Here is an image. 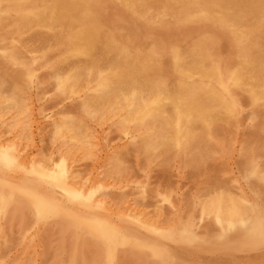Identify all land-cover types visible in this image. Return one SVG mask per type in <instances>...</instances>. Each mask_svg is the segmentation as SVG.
<instances>
[{"label": "rangeland", "instance_id": "1", "mask_svg": "<svg viewBox=\"0 0 264 264\" xmlns=\"http://www.w3.org/2000/svg\"><path fill=\"white\" fill-rule=\"evenodd\" d=\"M13 1L16 2L15 5H14ZM39 1H41V2H39ZM42 1L45 2V4H43ZM172 1H173L174 5H172L170 8L167 9L164 6H162L163 3L161 0H118V1L117 0H91V1L90 0H88V1L87 0H48V1L47 0H29V1L28 0H16V1L15 0H0V30L3 29L2 31H0V73H1L0 83L2 82V84L5 85L6 90L7 91L9 90V92H11L13 90L18 91L17 89H19V92L22 91L21 93L24 95V97H26L25 98L26 103L29 106H31L30 108L28 106V109L30 111H29V113H28L29 115L25 121L27 129L25 128L22 131V129L18 128L19 132H18V130H15L11 134V135H17L18 136V138H17L18 140L17 139L15 140V144L17 142L18 143L20 142V143H19V147H17V149H15V151L20 152L19 154L21 156L20 157L18 156V158L16 160L17 164H15L13 167L8 169L7 173L3 172L4 174L3 173H1L2 175L0 174V178H2V179H0V237L2 238V239L0 238V259H1L0 264H3V263L4 264H14L15 261H16L15 264H17V263L18 264H24V263L25 264H57V260H58V264H73V263L76 264V261H77V264H88V263L91 264V261H93L94 263L97 261V264H98L101 257L97 258V256H99L98 255L99 253H100V256L104 254V247H102L104 243L102 241H100L99 239L97 240V238H94L93 236L87 234V232H84L81 229H79V231H78V228H73L71 223L72 222L74 223L73 220H75V218L80 217V216L86 217L89 219H95V220L99 219V220H103V221L106 220L108 222L111 221L112 223H114L116 225V227H119V226L123 227L124 232L128 236H130L132 238L134 237L133 239H140L141 242L146 243V244L154 245V242L156 240L155 245H157L158 248L162 247L161 249L164 250L167 257H169V259H171L169 262H164L160 259L156 260V259H154L155 257H153L151 255L149 256L148 254L140 252L139 250H136V249L131 250L132 248H130V247H127V248H129V250L126 247H124L125 249L122 247H118L115 251V260H114L113 264H117L119 262H121L119 264H135V263L136 264H144V263H146V264H157V263H159V264H171V263L172 264H198V263L199 264H226V263L227 264H238V263L239 264H249V263L250 264L251 263H253V264H264V236L256 242L257 244H254V245L250 246L249 248H247L246 250L248 252H246V250L243 252H237L236 250L232 252L229 249H225L224 247H221L219 250H223V251L229 250V252H222L219 250L217 252V250L214 251V249H209V247H207V246H209V244H211L213 242V240L215 242L218 241L219 243H223V245H225V246H227L228 243L225 240H223V241L221 240L222 236H221L220 232H217L219 230L215 228L213 220L211 218L209 219V217L202 215L201 212H199L200 209L198 207L200 204L199 202H201L202 199H205L208 195L212 194V190H213V192L224 190V191H228L230 193L233 192V195H241V192H242L241 189H243L244 191H246L248 197H252L253 200H255L254 198H256V200L259 204H261V202H262L260 207H262L263 209L262 208L261 209L264 211V196H262V195H264V187H263L264 183H262L259 180L258 176H256L257 175L256 172L258 170H260L261 168L262 169L264 168V152H263V150H264V144H263L264 143V127H263L264 126L263 125L264 124V121H263V118H264V102L263 101L252 100L251 96L248 94L247 91L243 90L242 88L234 87V85L229 80V82H228L229 83V94L228 93L227 94L224 93V94H225V97L228 101L232 102L234 100V104H235V106H237L236 109L238 112L235 111V113L229 117V119L227 120V124H224L225 127H224V125H220L219 128L218 127L216 128V129H218V130H215V132L217 131L216 133L212 131L210 133L211 135H209V134L204 135V140L205 139L207 140V141L206 140L204 141L205 144L207 145V150H205L206 152H204V155L201 158L199 157L195 161H193L192 163L191 162L189 163L185 159V157H183V155L181 153H179V154L177 153V155H179V157L181 156L179 158L178 156H176V154L175 155L173 154L174 152H166L167 154L164 153V155H157L154 157H147V156L143 157V153L140 150L141 149V147H140L141 142L139 141L140 137L138 136V133H137V131L134 130V128L129 129V128H124L123 126H122L123 127L122 128L121 125H120V127H119V125L117 126L118 123H116L117 122L116 118H111L108 121L102 120V122H101V120L95 119V121H94V119H93V121H94L93 122L92 120H90L92 118L89 116L88 111L84 107V102H83V101H85L84 100V96H85L84 92L82 93L83 97H82V94H80V95H78L79 97H74V99L73 98L71 100L65 99L66 96L64 95V92L62 91L59 83L57 82V78L59 77L60 73L61 74H62V72H63V74L65 72L66 73H70V72L73 73L76 70L75 72L77 74L80 72L79 75L83 78L82 81H85L87 79L85 77L86 75H92V76L96 77V84L93 85V88H95V86H99V87L102 86L103 87L104 85H107V83L113 84L117 79H122V80L128 79L130 77V75L132 74V72L135 71L137 69V66H138V71L143 72L147 76L150 75L153 79L162 80V81H165L167 83H169V82L174 83V82L179 80V75L177 73V68H176V64H175L176 57L182 53L188 52L189 49L193 46L202 47L203 50L205 51V53L208 55L209 62L212 65L219 67L223 76H225L226 78H229L231 71L235 68V66L237 64V63H235V61L238 62V57H237L238 50H236V48H235L232 35L228 31V29L225 26L219 24L217 22V20H214L210 17L193 18V17H186L184 15H178L177 14V7L179 5V1L178 0H172ZM36 4H39L40 7ZM90 4H91V6H90ZM3 6H5V7H3ZM20 7H22V8H20ZM40 8H41V10H40ZM90 8L93 9V12H92V10H90ZM95 8H97L96 11H95ZM105 10L107 13L105 12ZM80 11H82V12H80ZM73 12L74 13L76 12V14H73ZM78 12H79V14H78ZM64 13H65V15H64ZM60 15H62V16H60ZM70 16H72V17H70ZM79 16H81V18ZM32 17H33V19H32ZM41 17H43V18H41ZM75 17H77V18H75ZM79 19H81V20H79ZM89 19H90V21H89ZM28 20H30V21H28ZM113 20L116 21V23H118V21L119 22L121 20L122 21H121V24H119V23L116 24L113 22ZM40 22H41V24H40ZM73 22H74V24H77V25L75 26L73 24ZM86 22H87L88 26H87ZM81 23H82V25H81ZM1 24H2V26H1ZM22 24H23V26H22ZM45 24H46V26H45ZM65 25L69 26V28L66 27ZM113 25L115 28L113 27ZM63 27H64V29H63ZM49 29H51V30H49ZM62 30H64V31H62ZM8 31H9V33H8ZM37 31H41V32H39L40 36L37 33ZM103 31H104V34L105 33L106 34H105V36L103 34V36H102L103 38L101 39V35H102ZM33 32L35 34H33ZM112 32H113V34H112ZM43 34H44V36H43ZM131 34L132 35L134 34V35L132 36ZM106 35H107V37H106ZM27 36H30V37L27 38ZM34 36H35V38L37 36L36 41L34 39ZM54 36H56L57 39ZM212 36H214V37H212ZM48 37L50 40L48 39ZM31 38H32V40H31ZM53 38H55V39H53ZM131 39H132V43H131ZM7 40H8V42H7ZM37 40L39 43L37 42ZM43 40L45 41L46 44L44 43ZM42 41H43V43H42ZM46 41H50V42H48V44H47ZM187 41L188 42L190 41V42L187 43ZM40 42L42 44H40ZM116 42L119 45H117ZM34 44H35V47H34ZM43 44H45V45H43ZM36 45H38V50H37ZM122 45L124 46L123 48L121 47ZM246 45L249 46V49L247 50V54H246L249 58L250 57H257L260 60H262V58H264V26H262L256 32V34L252 35V37L246 42ZM32 47H33V49H32ZM212 47H213V49H211ZM42 48H43V50H42ZM223 48L225 49L224 51H223ZM18 50H20V51L18 52ZM29 50H31V51H29ZM59 52H61V53H59ZM46 54H47V56H46ZM49 57H51L52 60ZM89 57H90V59H89ZM47 60L50 62L48 63ZM72 60L74 61L75 64L73 63ZM164 60H166L167 64L165 63ZM108 61H110V62H108ZM38 62H39V65H37ZM81 62L83 63V65ZM70 63H72L73 68H70V67H72ZM101 63H102V65H101ZM115 63H117V64H115ZM26 64H27V66H26ZM77 64H79L80 66ZM84 64H86V65H84ZM43 65H46V66L44 67ZM59 65H61L62 68H60ZM64 65H66L68 67H66V69H65ZM168 65H169V67H168ZM157 66H158V68H157ZM160 67H161V69H160ZM84 68H85V70H84ZM112 68L114 70H112ZM132 68H133V70H132ZM36 69H38V70H36ZM55 69L57 70L58 73L56 72ZM67 69H68V72H67ZM86 69H88V70H86ZM44 70L48 74L49 73L51 74L53 72L51 74L53 77L50 76V74L48 75L47 73H43ZM82 71H83V73H82ZM33 72H34V74H33ZM35 72H36V74H35ZM38 73H39V75H38ZM41 73H42V75H41ZM153 73H154V75H153ZM31 74H33L34 76ZM53 74H55V75H53ZM43 75L45 78L44 77L42 78ZM156 75H157V77H156ZM164 75H166V76H164ZM54 76H55V79H54ZM174 76H175V78H174ZM32 78H34V79H32ZM5 79L7 82L5 81ZM40 79H42V80H40ZM53 81H55V82L53 83ZM46 82L49 84H47ZM53 84H55L54 85L55 87L53 86ZM46 87H47V89L49 88L48 89L49 91L46 89ZM41 88H43V89H41ZM51 90H52V93H51ZM45 91H46V93H45ZM27 92L29 95L27 94ZM36 95H37V97H36ZM29 96H31V97H29ZM49 96H50V98H49ZM62 99H63L64 104L62 102ZM54 100H56V102ZM57 100L60 101V104H59V101L57 102ZM65 100L66 101L68 100V101L66 102ZM74 100H76V101H74ZM54 102L56 103V106L58 104L59 107H56L54 105L55 104ZM61 103H62L63 107L61 106ZM77 103H79V105H77ZM70 104H71L72 109L69 108ZM245 104H246V106H245ZM32 105L34 108L32 107ZM238 106H239V108H238ZM251 108H252V110H251ZM35 109L36 110L38 109V111H35ZM53 109L57 110L56 114H55V111ZM42 111H44V112L42 113ZM71 111H73V112H71ZM75 111H76V114H75ZM241 112H242V114L238 115ZM40 113L43 115H41ZM59 113H62V114H59ZM63 113H65V114H63ZM243 113L245 115H243ZM31 115H32V117L29 118ZM54 117H55V119H54ZM242 117H243V120H241ZM49 118H51V119H49ZM65 118H75V119L77 118V120L79 121V123L82 126H84V124H85V126L88 129H90V130H88L89 134L91 133L90 138H89L90 139L89 141L91 143L89 142V145H88V148L90 150L88 149V152L81 153V154L78 153V154L74 155L75 157L72 154H69L68 156L64 157L66 160V163H67L69 174H70L69 178L66 181V184L69 186L67 188L68 192L61 191L58 187H56L50 181L45 180V179L42 180L37 175V167L41 166L42 163H43V165H47V166H45L46 169L53 171L56 168V166L59 164L61 159L63 158V157L61 158V156L63 155V152L57 151L59 141H57L58 140L57 137H54V134H53L54 128L53 127H54V124L56 123V122L54 123V121H56V120L60 121V120L65 119ZM48 121L52 124H49ZM258 122H260V125L262 126V128L258 127V126H260V125H258ZM46 123H48V124L46 125ZM112 123H113V125H112ZM9 124H10V120H7L6 127L9 126ZM97 125H99V127ZM111 125H112V127H111ZM114 125H116V126H114ZM108 126H110V127L108 128ZM231 126H232V128H231ZM6 127H5V129H8V127L7 128ZM36 127H37V129H36ZM47 127L49 128L48 131H47ZM90 127H92V128H90ZM255 127L258 128V129L256 128L257 131H255ZM29 128H30V132L28 131ZM223 128H225V129L223 130ZM229 128H230V131L228 132ZM236 128H238V129H236ZM34 129H35V131H34ZM111 129H112V131H111ZM231 129H233V130L231 131ZM38 130H40V131H38ZM24 131H26V133ZM104 131H106V132H104ZM134 131H135V133H134ZM233 131H234V133H233ZM235 131H238V134H236ZM258 131H259V135H258ZM114 132H116V133H114ZM220 132L222 133V135H224V134L225 135L222 137ZM223 132H224V134H223ZM260 132H262V133H260ZM33 133H35V134H33ZM40 133H41V136H40ZM48 133H50V134L48 135ZM245 133H246V135H245ZM97 134L99 135V137L97 136ZM218 134H220V136H218ZM11 135H9V137H11ZM21 135H22V137H21ZM112 136H114V137H112ZM254 136H255V138H254ZM220 137L222 138L221 140H220ZM226 137H228V138H226ZM40 138H42L43 140ZM232 138L234 140L237 139V141L234 142V140ZM2 139H1V141H2ZM38 139L40 141L42 140L43 142L42 141L40 142ZM52 139L54 140V143H52L53 142ZM93 140L95 141V143ZM132 140H134V142ZM249 140L254 141V144L252 142H250ZM259 140H261V141H259ZM112 141H113V143H112ZM92 142L94 144H92ZM100 142H102V143H100ZM207 142H209V144H207ZM223 142L225 143V145H223L224 144ZM243 142H244V144H243ZM256 142H257V144H256ZM38 143L41 144L42 148L40 147V145H37ZM51 143L53 144V146ZM109 143H110V145H109ZM121 143H122V145H121ZM212 143H214V144H212ZM226 143L228 144V146ZM245 143H246V145H245ZM258 143H260L261 145ZM242 144L244 145V147ZM90 145H93L94 149ZM248 145H251L249 150H248V147H249ZM257 145H260V147ZM125 146L128 147V149ZM261 146H263V148ZM20 147H22V148H20ZM55 147H57V148H55ZM123 147H125L126 149ZM138 147H140V149ZM245 147L247 150H245ZM45 149L46 150L50 149V150L46 151ZM111 149H113L116 152H114ZM22 150H24V151H22ZM218 150L222 153H219ZM226 150L228 151V153ZM119 151H121V153ZM214 151H216L217 153ZM236 151H237V153H236ZM246 151H248V152H246ZM57 152H58V154H57ZM132 152H134V153H132ZM39 153H40L41 157L40 156L38 157ZM115 153H118L117 154L118 156ZM122 153H125V154H122ZM15 154H18V153H15ZM93 154L95 157L93 156ZM207 154L209 156H207ZM26 155L30 156L29 157L30 162L29 161L23 162L24 157ZM138 155H140V156H138ZM246 155H247V157H245ZM33 156H35V157H33ZM110 156H111V158H110ZM206 156L208 157V159L204 160L205 158H207ZM235 156H237V158ZM260 156H261V158H260ZM85 157L86 158L89 157L88 159H86L88 162H86ZM90 157H91V159H90ZM120 157H122L123 160L120 159ZM166 157L167 158L170 157L169 161H167ZM115 158L119 159L120 161L116 162L117 159H115ZM130 158H131V160H130ZM162 158L164 159V161L162 160ZM110 159L113 160L112 163L111 162L109 163V161H111ZM132 159H133V161H132ZM136 159H138V160H136ZM159 159H160V161H163V162L157 161ZM200 159H202V160H200ZM37 160L39 161V163ZM40 160H42V162H40ZM207 160L208 161L210 160V161L208 162ZM249 160H251V161L249 162ZM253 160H255L256 162H254ZM18 161H22L24 163V165L22 164V162H18ZM33 161H35V162H33ZM129 161H130V163H127ZM183 161L184 162L186 161L187 163L186 162L185 163L187 165L185 163H183ZM202 161H203V163H202ZM236 161H237V163H236ZM106 162H107V164H106ZM122 162H123V164H122ZM172 162H174V163H173V168L171 169ZM241 162H243V164ZM100 163H103L104 165H101ZM113 163H115V164H113ZM153 163H154V165H153ZM168 163H170V164H168ZM177 163L179 165H177ZM200 163L203 165H201ZM256 163H258V164H256ZM261 163H263V164H261ZM84 164H86V165H84ZM108 164H110V165L113 164V165L110 166ZM155 164H156L158 170L155 169L156 168ZM159 164L160 165L163 164L164 166L167 165V167L163 168V166H159ZM183 164L185 166H183ZM259 164L261 165V168H259V166H260ZM87 165H89V167H87ZM120 165L122 167L126 166V168L125 167L122 168ZM139 165H141V168L138 167L139 168L138 169L137 166H139ZM151 165H153V166H151ZM180 165H181L182 169H181V167H177ZM257 165H258V167H256ZM97 166H99V167H97ZM142 166H144L145 168ZM168 166H170V167H168ZM174 166L176 167L177 170L174 169ZM187 166L188 167L190 166V167L188 168ZM207 166H208V168H207ZM134 167H136L135 168L136 170L134 169ZM147 167H150L151 169L150 168L148 169ZM152 167L154 169H152ZM12 168H13V170H12ZM98 168H100V169L97 170ZM107 168H108V170H107ZM166 168H168V170ZM83 169H85V170L87 169V170L85 171ZM94 169H96V171ZM112 169H114V171ZM145 169H146V171H145ZM179 169H181L182 171ZM103 170H104V172H103ZM131 170H133V172ZM140 170H142V171H140ZM241 170H242V173H240ZM75 171H77V172H75ZM81 171H83V172H81ZM111 171L113 172V177H112L113 180H112V178H110L112 176ZM149 171H152V172H149ZM170 171H172V172L174 171V172L172 173ZM195 171H196V173H193V174H196V176L192 174V172H195ZM200 171H201V173H200ZM260 171L264 173V170H260ZM80 172L82 175L80 174ZM105 172L108 174H106ZM120 172L122 173L121 177H119L121 175ZM144 172H145V174H144ZM180 172H182V173H180ZM224 172L227 173L228 176H227V174H224ZM129 173L133 174L134 176L129 175ZM178 173H179V175H178ZM238 173L241 174V176ZM20 174H22V175H20ZM77 174H78V176H77ZM103 174H105V175H103ZM139 174H140V176H139ZM146 174H147V177H145ZM84 175H85V177H84ZM116 175L118 176V178ZM172 175H174V178L172 177ZM199 175H200V177H199ZM224 175H226V176H224ZM123 176H125V177L123 178ZM178 176H181V177H179V179H178ZM210 176H211V178H210ZM102 177L103 178L106 177V178L103 179ZM227 177H229L230 179ZM121 178H123V179H121ZM171 178H172V180H171ZM203 178H204V180H203ZM250 178H252V179H250ZM108 179H110V180H108ZM135 179H137V180L135 181ZM180 179L182 181H180ZM196 179H198L199 181H197ZM231 179H234V180L232 181ZM175 180H176V182H174ZM195 180L197 181V184H196ZM206 180H209V182ZM241 180H243V181H241ZM19 181H20V184H19ZM82 181H83V183H82ZM201 181H203L204 183ZM40 182L42 184H40ZM229 182H231V183H229ZM234 182H237V183H235L236 185L234 184ZM246 182H248V183L245 184ZM253 182L256 184H254ZM129 183H131V184H129ZM149 183L151 186L149 185ZM202 183H203V185H202ZM223 183H224V185L222 186ZM252 183H253V185H252ZM87 184H89V185H87ZM125 184H127V185H125ZM185 184H186V186H185ZM193 184H195V185H193ZM198 184H200V185H198ZM26 185H29V186H26ZM138 185H139V187H138ZM171 185H172V187H171ZM180 185L182 188L179 187ZM204 185H205V187H204ZM217 185H219V187ZM242 185H243V187H242ZM216 186L218 188H216ZM252 186H253V188H251ZM45 187L50 188V190L45 188ZM183 187H184V190H183ZM223 187H225V188L223 189ZM233 187H234V189H233ZM35 188H37V189H35ZM177 188H178V190H177ZM84 189H85V191H84ZM97 189H98V191H97ZM104 189H106V190H104ZM173 189H176V190H173ZM228 189H230L231 191ZM195 190H196V192H193ZM57 191H59V192L57 193ZM82 191H83V193H89L88 195L91 196L90 207L88 209L85 208L86 211H84V207L82 205H80V203H79V199H81V195H83ZM125 191H126V194H125ZM133 191H136V192H133ZM146 191H148V192H146ZM156 191L160 195H158V193ZM162 191H164V192L162 193ZM174 191H176V192H174ZM41 192H43L42 194H45L47 196H51L52 198H50V201L53 202L54 204L58 205V207L62 210V211L60 210L61 213L64 212L65 214L63 213L62 216H58L59 219L53 213H49L51 215L45 214V216L48 218H46L44 215L43 216L40 215L35 210V208L30 204V198L27 197L26 195H27V193L28 194L29 193L35 194V193H41ZM169 192H170V194H168ZM200 192H201V196L199 195ZM252 192H254V193H252ZM127 193L131 194V195L133 194L134 196L128 195ZM151 193H152V195H151ZM177 193H178V195H177ZM180 193H182V194H180ZM187 193H189L188 195H191V196H188ZM22 194L23 195L25 194V195L23 196ZM101 194H103V195H101ZM120 194H122L121 195L122 197L119 196ZM142 194H145V196L143 195L144 196L143 197ZM165 194H167V195H165ZM184 194H186V195H184ZM255 194L259 195V197L256 196ZM135 195L137 196V198ZM163 195H165V196H163ZM171 195H174V196H171ZM118 196H119V198H118ZM125 196H129V197L127 198ZM157 196H158V199H156ZM160 196L163 198H161ZM97 197H99L101 200L98 199ZM134 197H135V199H133ZM172 197H173L175 203L177 201V203H176V205L178 204L177 206L174 205L175 203L173 201H171ZM193 197H195V198H193ZM261 197H263V198L261 199ZM122 198H125V200ZM188 198L191 200L190 202H192V203L196 202L198 205L195 203V204H193V207H195V206L196 207L190 208V205L192 207V204L188 201L189 200ZM110 199H112V200H110ZM120 199H121V201H120L121 203L119 202ZM193 199H197V200H193ZM199 199H200V201H199ZM258 199H260V200H258ZM94 200H95V202H94ZM107 200H109V201H107ZM129 200H131V201H129ZM111 201H112L113 206L110 203ZM133 201H134V203H133ZM167 201H168V203H167ZM69 202H71V203H69ZM106 202H107V204H104ZM108 202H109V205H108ZM118 202L120 205L118 204ZM127 202H129V203H127ZM135 202H137L136 203L137 205L135 204ZM153 202H154V204H153ZM72 203H73V205H72ZM130 203H132L134 206L132 204L130 206ZM179 203H180L181 207L179 206ZM124 204H125V206H124ZM126 204H127V207H126ZM142 204L144 205L143 207L141 206ZM158 204H159V206H158ZM183 204H184V206H183ZM150 205H152V206H150ZM162 205H163V207H162ZM70 206H72V207H70ZM75 206H76V208H75ZM96 206H97V209H96ZM128 206H129V208H128ZM170 206H172V207H170ZM79 207L80 208L82 207L81 208L82 210ZM131 207L132 208L136 207V208L132 209ZM160 207H162L161 208L162 210L160 209ZM72 208L74 211L72 210ZM169 208H172V209H169ZM173 208L174 209L177 208L178 210L177 209L174 210ZM76 209L79 211H77ZM123 209H126L127 211L123 210ZM144 209H146L145 212H144ZM197 209H199V210H197ZM137 210L138 211L140 210V211L138 212ZM69 211H71L72 213ZM132 211H134V212H132ZM180 211H181V213H180ZM193 211H195L197 213H195ZM92 212L95 214V216ZM157 212H159V213H157ZM124 213H125V216H124ZM131 213H133V214H131ZM188 213H189V215H188ZM193 213H195V215H191ZM199 213L201 216L199 215ZM9 214H10V216H9ZM66 214L69 216H67ZM71 214H73V215H71ZM104 214H107V215L104 216ZM128 214H130V215L128 216ZM181 214L183 216H181ZM74 215H75V217H74ZM147 215H148V217H147ZM162 215L165 216L164 219H163ZM185 215H186V217H185ZM131 216H133V217H131ZM190 216L192 218H196V220L192 219ZM153 217H155V219H153ZM168 217H171V218H168ZM61 218H63V219H61ZM147 218H149V219H147ZM204 218H206V220ZM32 219H33V221H31ZM68 219H72V220H69L67 222L69 224L66 223V221ZM107 219H109V220H107ZM139 219H141V220H139ZM146 219H147L148 223H147ZM187 219H189L192 223H190V222L188 223L189 220H187ZM208 219L210 222L207 221ZM144 220H145L146 224H144ZM181 220L183 223L181 222ZM195 221H197V222L199 221L198 224ZM30 222H31V224H30ZM154 222H155V224H154ZM171 222L172 223L174 222V224L175 223L176 224L174 225ZM178 222H179V224H178ZM4 223H6V225H4ZM43 223H44V225H43ZM184 223H185V225H187L186 223H188V225L183 226ZM210 223H212V225L214 227H212V225ZM12 224H13V226H12ZM64 224H65V227H67V228H65L66 230L68 229V226H69V229H68L69 232L67 231V234H66V230H64ZM143 224L145 227L143 226ZM170 224H171V226H169ZM193 224H195V225H193ZM201 224L205 225V227L202 226L204 229H202ZM207 224H210V225H207ZM159 225H160V227H159L160 229L158 228ZM177 225H179V226H177ZM190 225H192V226H190ZM198 225H199V227H198ZM23 226H25V227H23ZM39 226H40V228H39ZM41 226H43V227H41ZM140 226H142L141 228H144V229L139 228ZM181 226L183 228H181ZM17 227H19V228H17ZM163 227H165V228H163ZM169 227L172 229H170ZM176 227L178 229H180V231L178 229H177L178 230L177 231ZM187 227H189V228H187ZM191 227H193V229ZM45 228L47 230H45ZM128 228L130 229V231ZM161 228L163 231L161 230ZM166 228H167V230L165 232ZM59 229H60V231H59ZM185 229L189 231L188 233L190 236L192 234L193 237H191V238L195 239V241L198 242V247L195 246L197 244L193 245V243H195V242H193L191 245L190 244L187 245V243H183V240H184L183 231H185ZM80 230H81V233H79ZM131 230H132V232H131ZM134 230H135V232H134ZM64 231H65V234H63ZM174 231H176V232H174ZM193 231H195L196 233ZM133 232H134L135 236L133 235ZM146 232H149V233H146ZM177 232H178V234H177ZM190 232H191V234H190ZM4 233H5V235H4ZM85 233H86V237L84 235ZM157 233H161V235H158ZM206 233H207V235H206ZM12 234H13V238H11ZM129 234H131V235H129ZM181 234H182V236H181ZM215 234H217V235H215ZM33 235H35V236L38 235V236L35 238V236H33ZM138 235H140V236H138ZM153 235H154V237H153ZM196 235L198 236V238ZM202 235L204 236V238ZM208 235H210V238ZM63 237L65 238V240L67 237L68 238L66 241H64ZM182 237H183V239L181 240ZM206 237H208L207 238L208 242H206L207 241ZM37 238H38V240H37ZM161 238H163L165 244L163 242H161V241H163ZM173 238L178 243L176 241H174ZM6 239H7V241L5 243ZM8 239H10V240H8ZM35 239L37 240V242ZM148 239H149V242H147ZM203 239H204V241L202 242ZM24 240H25V242H24ZM73 240L75 241V243L77 241H80L79 242L80 244L77 242L76 243L77 245H74L75 243ZM82 241L84 243H86V245ZM179 241H180V243H179ZM7 242H8V244H7ZM13 242L16 245H14ZM157 242H158V244H157ZM201 243H204V246H202L203 244H201ZM205 243H207V246H205L206 245ZM2 244H3V246H2ZM22 244H23V246H22ZM39 244H40V246H39ZM62 244H63V247H62ZM64 244L66 245V247ZM18 245H19V247H17ZM82 245L85 248L82 249ZM162 245L165 246L166 248L165 247L163 248ZM169 245L170 246L172 245L171 246L172 248ZM179 245L181 247H178ZM88 246L90 249L88 248ZM173 246H175L176 249ZM200 246H202V247H200ZM61 247L63 248V250L61 249ZM78 247H81V250ZM99 247H101V248H99ZM182 247H183V249H182ZM199 247L202 248V253H201ZM205 247H207V248H205ZM9 248H12V249H9ZM18 248H21L22 252L19 253V251H21V250ZM2 249H3V251L1 252ZM13 249L15 252H13ZM74 249H75V251H74ZM87 249H88V251H87ZM251 249H254V250H251ZM82 250H84L83 252L85 254L83 253V255L81 257V251ZM118 250L120 252L123 251V254L121 252V253H118V255H117V252H119ZM125 250L127 252H131V253H127V252L124 253ZM16 251H18V252H16ZM29 251H31V253ZM171 251H172V253H171ZM186 251L189 253H187ZM74 252H76V253H74ZM214 252L216 255L214 254ZM79 253H80V255H75V254H79ZM94 253L95 254L97 253L96 254L97 256ZM180 253H181V255H180ZM203 253H205V254H203ZM210 253H212V254H210ZM253 253L255 255H253ZM30 254H35V256L34 255L30 256ZM62 254H64V256ZM65 254H67V255H65ZM71 254H72V256H71ZM138 254H140V255H138ZM213 254H214V256H212ZM231 254H232V256H231ZM12 255H14V256H12ZM74 255H75V257H74ZM92 255L95 258H93ZM136 255H137V257H136ZM147 255L150 259L152 257H153V259L150 260L147 257ZM193 255H195V256H193ZM218 255L220 257H218ZM225 255H228L229 257H227ZM10 256H12V257H10ZM29 256H30V260H29ZM178 256L179 257L181 256L180 257L181 260L179 259ZM32 257H34V258L31 259ZM83 257L87 262L84 259H82ZM184 257H186V258L184 259ZM231 257H233V258L231 259ZM257 257H258V259H256ZM2 258H4V259H2ZM117 258L119 259V262H118ZM145 258H147V259H145ZM27 259H28V261H27ZM132 259H133V261H131ZM195 259H196V261H195ZM201 259L203 260V262ZM31 260H33L32 263L30 262ZM148 260H149V262H148ZM173 260H175V261H173ZM184 260H186L188 262H186ZM199 260H200V262H199ZM208 260L210 263L208 262ZM210 260L213 262L211 263ZM253 260H255L256 262ZM124 261H126V262H124ZM129 261H131V262L129 263ZM82 262H85V263H82ZM193 262H195V263H193Z\"/></svg>", "mask_w": 264, "mask_h": 264}, {"label": "bare ground", "instance_id": "2", "mask_svg": "<svg viewBox=\"0 0 264 264\" xmlns=\"http://www.w3.org/2000/svg\"><path fill=\"white\" fill-rule=\"evenodd\" d=\"M16 1V0H15ZM29 1V0H28ZM48 1V0H47ZM88 1V0H87ZM91 1V0H90ZM118 1V0H117ZM162 1V6H164L165 8H170L172 5H174L173 1L172 0H161ZM179 1V5L177 7V14L178 15H184L186 17H193V18H198V17H210L214 20H217V22L223 26H225L228 31L230 32V34L232 35V38H233V42H234V45H235V48L236 50H238L237 52V57H238V62L235 61L236 66L235 68L231 71V74H230V79L229 78H226L225 76H223V74L221 73V70L219 67L217 66H214L212 65L209 60H208V55L205 53V51L203 50L202 47L200 46H193L189 49L188 52L186 53H182L180 55H178L176 57V60H175V64H176V68H177V73L179 75V80L174 82V83H167L165 81H162V80H158V79H153L150 75H145L143 72H140L138 71V66H137V71H133L132 74L130 75V77L126 80H122V79H117L113 84H109L107 83V85H104L103 87H99V86H95V88H93V85L96 84V77L95 76H92V75H86L85 77L87 78L85 81H82L83 78L79 75V73L77 74L75 71L72 73H64L62 72V74L60 73L59 77L57 78V82L59 83L62 91L64 92V95L66 96L65 99H68V100H71L72 98L74 99V97H79L78 95L82 94L84 92V107L86 108V110L88 111V114L89 116L92 118L90 120L95 121L96 120H110L111 118H116L117 119V126L121 125V127L123 126L124 128H134L135 131H137L138 133V136L140 137V142H141V149L140 147H138L141 152L143 153V157L144 156H147V157H154V156H157V155H164V153L166 152H174L173 154L176 156L179 157V155H177V153H181L183 155V157H185V159L190 163H192L193 161H195L197 158H201L203 155H204V152H206L205 150H207V145L205 144V140H204V135L206 134H209L211 135L210 133L213 131L215 132V130H218L216 129L217 127L219 128L220 125H224V124H227V120L229 119V117L231 115H233L237 111L235 104H234V100L232 102L228 101L225 97V94H229V80L231 81V83L234 85V87L236 88H242L243 90L247 91L248 94L251 96V99L254 100V101H263L264 102V58H262V60H260L259 58L257 57H248L246 54H247V50L249 49V46L246 45V42L252 37L253 34H256V32L262 27L264 26V0H178ZM9 2V1H8ZM14 2V1H13ZM41 2V1H39ZM16 2H14V5H15ZM31 3V2H30ZM43 4H45V2L42 1ZM83 3V2H82ZM99 4V3H98ZM3 5V4H2ZM39 6V4H36ZM89 5V4H88ZM96 5V4H95ZM10 6V5H9ZM8 6V7H9ZM91 6V4H90ZM89 6V7H90ZM5 7V6H3ZM17 7V6H16ZM40 7V6H39ZM88 7V8H89ZM95 7V6H94ZM10 8V7H9ZM22 8V7H20ZM134 8V7H133ZM14 9V8H13ZM32 9V8H31ZM35 9V8H34ZM43 9V8H42ZM97 8H95V11H96ZM21 10V9H20ZM41 10V8H40ZM90 10H92L93 12V9L90 8ZM100 10V9H99ZM18 11V10H17ZM31 11V10H30ZM154 11V10H153ZM82 12V11H80ZM106 12V10H105ZM98 13V12H97ZM107 13V12H106ZM114 13V12H113ZM27 14V13H26ZM73 14H76V12ZM79 14V12H78ZM81 14V13H80ZM33 15V14H32ZM63 15V14H62ZM60 15V16H62ZM65 15V13H64ZM115 15V14H114ZM96 16V15H95ZM99 16V15H98ZM97 16V17H98ZM118 16V15H117ZM59 17V16H58ZM72 17V16H70ZM81 18V16H79ZM111 17V16H110ZM7 18V17H6ZM43 18V17H41ZM77 18V17H75ZM153 18V17H152ZM33 19V17H32ZM67 19V18H66ZM100 19V18H99ZM113 19V18H112ZM116 19V18H115ZM129 19V18H128ZM133 19V18H132ZM149 19V18H148ZM31 20V19H30ZM28 20V21H30ZM45 20V19H44ZM72 20V19H71ZM77 20V19H76ZM81 20V19H79ZM88 20V19H87ZM32 21V20H31ZM69 21V20H68ZM90 21V19H89ZM94 21V20H93ZM103 21V20H102ZM122 21V20H121ZM121 21L118 23L121 24ZM139 21V20H138ZM47 22V21H46ZM67 22V21H66ZM114 23H116V21L113 20ZM71 23V22H70ZM85 23V22H84ZM116 23V24H118ZM131 23V22H130ZM5 24V23H4ZM10 24V23H9ZM25 24V23H24ZM41 24V22H40ZM47 24V23H46ZM45 24V26H46ZM56 24V23H55ZM66 24V23H65ZM74 24V22H73ZM87 24V22H86ZM34 25V24H33ZM75 26L77 24H74ZM82 25V23H81ZM2 26V24H1ZM19 26V25H18ZM23 26V24H22ZM50 26V25H49ZM66 26V25H65ZM71 26V25H70ZM74 26V27H75ZM88 26V24H87ZM101 26V25H100ZM140 26V25H139ZM4 27V26H3ZM44 27V26H43ZM58 27V26H57ZM56 27V28H57ZM69 28V26H66ZM73 27V28H74ZM103 27V26H102ZM101 27V28H102ZM114 27V25H113ZM42 28V27H41ZM48 28V27H47ZM115 28V27H114ZM119 28V27H118ZM40 29V28H39ZM61 29V28H60ZM64 29V27H63ZM72 29V28H71ZM3 30V29H2ZM0 30V31H2ZM43 30V29H42ZM41 30V31H42ZM48 30V29H47ZM51 30V29H49ZM57 30V29H56ZM13 31V30H12ZM41 31H37V33L39 34L40 36V33ZM64 31V30H62ZM121 31V30H120ZM49 32V31H48ZM51 32V31H50ZM9 33V31H8ZM47 33V32H46ZM60 33V32H59ZM160 33V32H159ZM162 33V32H161ZM32 34V33H31ZM30 34V35H31ZM33 34H35L33 32ZM51 34V33H50ZM54 34V33H53ZM104 34V31L101 35V39L103 38ZM106 34V33H105ZM104 34V36H105ZM113 34V32H112ZM42 35V34H41ZM100 35V34H99ZM132 35V34H131ZM134 35V34H133ZM132 35V36H133ZM44 36V34H43ZM115 36V35H114ZM30 36H27V38H29ZM32 37V36H31ZM56 39L57 37L54 36ZM64 37V36H63ZM107 37V35H106ZM164 37V36H163ZM162 37V38H163ZM214 37V36H212ZM11 38V37H10ZM25 38V37H24ZM37 38V36H36ZM36 38L34 36V39L36 41ZM46 38V37H45ZM53 38V39H55ZM105 38V37H104ZM168 38V37H167ZM41 39V38H40ZM49 39V37H48ZM62 39V38H61ZM129 39V38H128ZM165 39V38H164ZM6 40V39H5ZM30 40V39H29ZM28 40V41H29ZM32 40V38H31ZM50 40V39H49ZM104 40V39H103ZM138 40V39H137ZM24 41V40H23ZM44 41V40H43ZM42 41V43H43ZM57 41V40H56ZM214 41V40H213ZM8 42V40H7ZM27 42V41H26ZM38 42V40H37ZM47 44L48 42L50 41H46ZM130 42V41H129ZM190 42V41H189ZM187 41V43H189ZM18 43V42H17ZM32 43V42H31ZM39 43V42H38ZM40 42V44H42ZM45 43V41H44ZM62 43V42H61ZM117 43V42H116ZM131 43H132V39H131ZM16 44V43H15ZM24 44V43H23ZM28 44V43H27ZM36 44V43H35ZM35 44H34V47H35ZM46 44V43H45ZM43 44V45H45ZM103 44V43H102ZM148 44V43H147ZM156 44V43H155ZM154 44V45H155ZM224 44V43H223ZM8 45V44H7ZM33 45V44H32ZM117 45H119L117 43ZM29 46V45H28ZM37 46V50H38V45ZM41 46V45H40ZM116 46V45H115ZM131 46V45H130ZM184 46V45H183ZM182 46V47H183ZM225 46V45H224ZM18 47V46H17ZM31 47V46H30ZM108 47V46H107ZM122 48L124 47L123 45L121 46ZM160 47V46H159ZM105 48V47H104ZM103 48V49H104ZM228 48V47H227ZM33 49V47H32ZM49 49V48H48ZM68 49V48H67ZM213 49V47L211 48ZM35 50V49H34ZM36 50V51H37ZM43 50V48H42ZM41 50V51H42ZM55 50V49H54ZM225 49L223 48V51ZM20 50H18L19 52ZM31 51V50H29ZM46 51V50H45ZM227 51V50H226ZM35 52V51H34ZM40 52V51H39ZM128 52V51H127ZM25 53V52H24ZM27 53V52H26ZM51 53V52H50ZM61 53V52H59ZM21 54V53H20ZM23 54V53H22ZM100 54V53H99ZM217 54V53H216ZM49 55V54H48ZM53 55V54H52ZM56 55V54H55ZM63 55V54H62ZM221 55V54H220ZM47 56V54H46ZM58 56V55H57ZM223 56V55H222ZM17 57V56H16ZM52 57V56H51ZM51 57H49L51 59ZM55 57V56H54ZM93 57V56H92ZM218 57V56H217ZM23 58V57H22ZM28 58V57H27ZM48 58V57H47ZM114 58V57H113ZM90 59V57H89ZM96 59V58H95ZM234 59V58H233ZM26 60V59H25ZM52 60V59H51ZM84 60V59H83ZM112 60V59H111ZM219 60V59H218ZM44 61V60H43ZM48 61V60H47ZM73 61V60H72ZM95 61V60H94ZM93 61V62H94ZM165 63H166V60H164ZM163 61V62H164ZM45 62V61H44ZM50 61H48L49 63ZM71 62V61H70ZM96 62V61H95ZM110 62V61H108ZM155 62V61H154ZM47 63V62H46ZM74 63V61H73ZM78 63V62H77ZM82 63V62H81ZM89 63V62H88ZM119 63V62H118ZM162 63V62H161ZM231 63V62H230ZM41 64V63H40ZM45 64V63H44ZM52 64V63H51ZM71 66H72V63H70ZM75 64V63H74ZM92 64V63H91ZM99 64V63H98ZM117 64V63H115ZM144 64V63H143ZM167 64V63H166ZM170 64V63H169ZM32 65V64H31ZM39 65V62L38 64ZM79 65V64H77ZM83 65V63H82ZM86 65V64H84ZM90 65V64H89ZM88 65V66H89ZM102 65V63H101ZM106 65V64H105ZM165 65V64H164ZM163 65V66H164ZM221 65V64H220ZM27 66V64H26ZM44 67L46 65H43ZM76 66V65H75ZM80 66V65H79ZM135 66V65H134ZM48 67V66H47ZM50 67V66H49ZM60 68L61 65H59ZM65 69L66 65H64ZM63 67V68H64ZM78 67V66H77ZM87 67V66H86ZM169 67V65H168ZM29 68V67H28ZM35 68V67H34ZM70 68H73L70 67ZM98 68V67H97ZM158 68V66H157ZM64 69V70H65ZM77 69V68H76ZM161 69V67H160ZM168 69V68H167ZM32 70V69H31ZM38 70V69H36ZM56 70V69H55ZM82 70V69H81ZM85 70V68H84ZM88 70V69H86ZM112 70H114L112 68ZM133 70V68H132ZM54 71V70H53ZM130 71V70H129ZM170 71V70H169ZM57 72V70H56ZM67 72H68V69H67ZM104 72V71H103ZM43 73H47L45 72V70L43 71ZM53 73V72H52ZM51 73V74H52ZM58 73V72H57ZM83 73V71H82ZM34 74V72H33ZM31 74V75H33ZM36 74V72H35ZM48 74V73H47ZM50 74V73H49ZM48 74V75H49ZM50 74V76H52ZM86 74V73H85ZM95 74V73H94ZM147 74V73H146ZM166 74V73H165ZM173 74V73H172ZM1 75V73H0ZM39 75V73H38ZM42 75V73H41ZM55 75V74H53ZM154 75V73H153ZM162 75V74H161ZM34 76V75H33ZM36 76V75H35ZM166 76V75H164ZM32 77V76H31ZM39 77V76H38ZM44 77V75L42 76V78ZM53 77V76H52ZM84 77V76H83ZM84 77V78H85ZM157 77V75H156ZM155 77V78H156ZM2 78V77H1ZM6 78V77H5ZM45 78V77H44ZM162 78V77H161ZM175 78V76H174ZM34 79V78H32ZM53 79V78H52ZM54 79H55V76H54ZM166 79V78H165ZM164 79V80H165ZM42 80V79H40ZM39 80V81H40ZM6 81V79H5ZM7 82V81H6ZM9 82V81H8ZM35 82V81H34ZM33 82V83H34ZM55 81H53L54 83ZM10 83V82H9ZM14 83V82H13ZM32 83V84H33ZM47 83V82H46ZM45 83V84H46ZM11 84V83H10ZM9 84V85H10ZM39 84V83H38ZM41 84V83H40ZM49 84V83H47ZM34 85V84H33ZM55 84H53L54 86ZM14 86V85H13ZM47 86V85H46ZM52 86V87H53ZM92 86V87H91ZM15 87V86H14ZM55 87V86H54ZM91 87V88H90ZM13 88V87H12ZM33 88V87H32ZM15 89V88H14ZM43 89V88H41ZM47 89V87H46ZM49 89V88H48ZM47 89V90H48ZM54 89V88H53ZM57 89V88H56ZM18 91L16 90H13L11 92H9V90L7 91L6 88H5V85L2 84V82L0 83V174L1 173H7L8 169H10L11 167H13L16 163V160L18 158V156L20 157L21 155L19 154L20 152L18 151H15V149H17V147H19V143L17 142L15 144V140L18 138L17 135H11L13 133V131L15 130H18V128L22 129V131L26 128V124H25V121H26V118L28 117V113H29V109H28V104L26 103V97H24V95L21 93L22 91L19 92V89H17ZM42 91V90H41ZM49 91V90H48ZM47 91V92H48ZM86 91V92H85ZM40 92V91H39ZM24 93V92H23ZM46 93V91H45ZM51 93H52V90H51ZM225 93V94H224ZM28 94V92H27ZM29 95V94H28ZM38 95V94H37ZM36 95V97H37ZM58 96V95H57ZM231 96V95H230ZM31 97V96H29ZM59 97V96H58ZM82 97H83V94H82ZM50 98V96H49ZM233 98V97H232ZM55 99V98H54ZM83 99V98H82ZM67 100V101H68ZM33 101V100H32ZM31 101V102H32ZM56 102V100H54ZM59 100H57L58 102ZM66 101V100H65ZM66 101V102H67ZM76 101V100H74ZM80 101V100H79ZM37 102V101H36ZM54 102V103H55ZM62 102H63V99H62ZM82 102V101H81ZM80 102V103H81ZM45 103V102H44ZM49 103V102H48ZM59 104H60V101H59ZM64 104V102H63ZM56 106V103L54 104ZM69 105V104H68ZM77 105H79V103H77ZM40 106V105H39ZM61 106L63 107L62 103H61ZM246 106V104H245ZM254 106V105H253ZM31 106H29L30 108ZM33 107V105H32ZM46 107V106H45ZM56 107H59L58 104ZM69 107V106H68ZM73 107V106H72ZM75 107V106H74ZM34 108V107H33ZM53 108V107H52ZM71 108V104H70V107ZM81 108V107H80ZM239 108V106H238ZM59 109V108H58ZM63 109V108H62ZM72 109V108H71ZM34 110V109H33ZM54 110V109H53ZM60 110V109H59ZM64 110V109H63ZM252 110V108H251ZM35 111H38V109ZM41 111V110H40ZM45 111V110H44ZM42 111V113L44 112ZM55 111V114H56V111L57 110H54ZM62 111V110H61ZM60 112V111H59ZM65 112V111H64ZM73 112V111H71ZM79 112V111H78ZM39 113V112H38ZM260 113V112H259ZM41 114V113H40ZM59 114H62V113H59ZM65 114V113H63ZM67 114V113H66ZM74 114V113H73ZM75 114H76V111H75ZM74 114V115H75ZM242 112L238 115H241ZM43 115V114H41ZM243 115H245L243 113ZM40 116V115H39ZM38 116V117H39ZM47 116V115H46ZM56 116V115H55ZM32 115L29 117L31 118ZM58 117V116H57ZM245 117V116H244ZM79 118V117H78ZM256 118V117H255ZM34 119V118H33ZM51 119V118H49ZM55 119V117H54ZM60 119V118H59ZM254 119V118H253ZM7 120H10V124L8 127V129H5L6 127V123H7ZM239 120V119H238ZM243 120V117L242 119ZM257 120V119H256ZM262 120V119H261ZM30 121V120H29ZM34 121V120H33ZM39 121V120H38ZM54 121V120H53ZM93 121V122H94ZM231 121V120H230ZM254 121V120H253ZM252 121V122H253ZM258 121V120H257ZM263 121H264V118H263ZM47 122V121H46ZM49 122V121H48ZM56 122V123H55ZM91 122V121H90ZM239 122V121H238ZM244 122V121H243ZM246 122V121H245ZM36 123V122H35ZM54 130H53V134H54V137H57L59 141V145H58V152H63V155L61 156V161L59 162V164L56 166V168L53 170V171H50L48 169L45 168V166L47 165H42L41 166H38L37 167V175L40 179H45V180H48L50 181L52 184H54L56 187H58L61 191H64V192H68L67 188L69 187L67 184H66V181L67 179L69 178L70 174H69V170H68V167H67V163H66V160H65V156H68L69 154H72L73 156L78 154V153H85V152H88V145H89V138H90V135L91 133L89 134L88 129L85 124L84 126H82L79 121L77 120V118H65V119H62L60 121H54ZM31 124V123H30ZM48 123H46L47 125ZM49 124H52L49 122ZM91 124V123H90ZM99 124V123H98ZM101 124V123H100ZM104 124V123H103ZM248 124V123H247ZM253 124V123H252ZM32 125V124H31ZM89 125V124H88ZM113 125V123H112ZM111 125V127H112ZM231 125V124H230ZM245 125V124H244ZM243 125V126H244ZM258 125H260V122H258ZM264 125V124H263ZM36 126V125H35ZM99 127V125H97ZM116 126V125H114ZM256 126V125H255ZM6 127V128H7ZM49 127V126H48ZM47 127V131H48V128ZM52 127V126H51ZM102 127V126H101ZM110 126H108L109 128ZM122 127V128H123ZM225 127V125H224ZM260 128H262V126H258ZM264 127V126H263ZM32 128V127H31ZM92 128V127H90ZM114 128V127H113ZM232 128V126H231ZM257 127H255V131ZM259 128V129H260ZM27 129V128H26ZM37 129V127H36ZM39 129V128H38ZM121 129V128H120ZM221 129V128H220ZM225 128H223L224 130ZM228 129V128H227ZM238 129V128H236ZM240 129V128H239ZM242 129V128H241ZM258 129V128H257ZM96 130V129H95ZM126 130V129H125ZM124 130V131H125ZM233 129H231L232 131ZM262 130V129H261ZM30 132V128L28 130ZM35 131V129H34ZM40 131V130H38ZM45 131V130H44ZM50 131V130H49ZM112 131V129H111ZM134 131V133H135ZM222 131V130H221ZM230 131V128L228 130V132ZM247 131V130H246ZM254 131V130H253ZM19 132V130H18ZM26 133V131H24ZM102 132V131H101ZM106 132V131H104ZM126 132V131H125ZM217 132V131H216ZM215 132V133H216ZM227 132V131H226ZM236 134H238V131H235ZM28 133V132H27ZM36 133V132H35ZM33 133V134H35ZM46 133V132H45ZM116 133V132H114ZM129 133V132H128ZM221 133V132H220ZM234 133V131H233ZM241 133V132H240ZM254 133V132H253ZM256 133V132H255ZM262 133V132H260ZM50 133H48L49 135ZM95 134V133H94ZM104 134V133H103ZM224 134V132H223ZM230 134V133H229ZM9 135H11V137H9ZM105 135V134H104ZM225 135V134H224ZM224 135H222L221 133V136L223 137ZM246 135V133H245ZM258 135H259V131H258ZM7 136V137H6ZM40 136H41V133H40ZM43 136V135H42ZM97 136L99 137V135L97 134ZM218 136H220V134H218ZM217 136V137H218ZM228 136V135H227ZM22 137V135H21ZM30 137V136H29ZM32 137V136H31ZM44 137V136H43ZM92 137V136H91ZM114 137V136H112ZM212 137V136H211ZM232 137V136H231ZM4 140H3V139ZM25 138V137H24ZM103 138V137H102ZM136 138V137H135ZM228 138V137H226ZM234 138V137H233ZM232 138V139H233ZM255 138V136H254ZM2 139V141H1ZM22 139V138H21ZM42 139V138H40ZM54 139V138H53ZM52 139V140H53ZM97 139V138H96ZM95 139V140H96ZM217 139V138H216ZM222 138L220 137V140ZM225 139V138H224ZM247 139V138H246ZM258 139V138H257ZM262 139V138H261ZM18 140V139H17ZM39 140V139H38ZM43 140V139H42ZM41 140V141H42ZM47 140V139H46ZM102 140V139H101ZM213 140V139H212ZM234 140V139H233ZM244 140V139H243ZM27 141V140H26ZM40 141V140H39ZM40 141V142H41ZM92 141V140H91ZM94 141V140H93ZM98 141V140H97ZM114 141V140H113ZM112 141V143H113ZM134 142V140H132ZM138 141V142H139ZM207 141V140H206ZM237 141V139L234 140V142ZM250 141V140H249ZM261 141V140H259ZM258 141V142H259ZM33 142V141H32ZM43 142V141H42ZM56 142V141H55ZM211 142V141H210ZM221 142V141H220ZM254 144V141H250ZM249 142V143H250ZM35 143V142H34ZM54 143V140L53 142ZM51 143V144H52ZM91 143V142H90ZM95 143V141H94ZM92 142V144H94ZM102 143V142H100ZM123 143V142H122ZM121 143V145H122ZM224 143V142H223ZM230 143V142H229ZM263 143V142H262ZM26 144V143H25ZM43 144V143H42ZM130 144V143H129ZM207 144H209V142H207ZM211 144V143H210ZM214 144V143H212ZM216 144V143H215ZM227 144V143H226ZM232 144V143H231ZM235 144V143H234ZM240 144V143H239ZM244 144V142H243ZM242 144V145H243ZM257 144V142H256ZM260 144V143H258ZM264 144V143H263ZM28 145V144H27ZM34 145V144H33ZM37 145H40L41 147V144H37ZM110 145V143H109ZM131 145V144H130ZM129 145V146H130ZM225 145V143L223 144ZM246 145V143H245ZM261 145V144H260ZM260 145H257L260 147ZM22 146V145H21ZM43 146V145H42ZM48 146V145H47ZM46 146V147H47ZM53 146V144H52ZM92 148H93V145H90ZM138 146V145H137ZM212 146V145H211ZM214 146V145H213ZM216 146V145H215ZM228 146V144H227ZM232 146V145H231ZM230 146V147H231ZM240 146V145H239ZM248 150L250 149L251 145H248ZM39 147V148H40ZM45 147V148H46ZM115 147V146H114ZM126 147V146H125ZM123 147V148H125ZM134 147V146H133ZM132 147V148H133ZM244 147V145H243ZM247 147V146H246ZM245 147V150H247ZM263 148V146H261ZM22 148V147H20ZM26 148V147H25ZM42 148V147H41ZM50 148V147H49ZM128 149V147H126ZM125 148V149H126ZM136 148V147H135ZM137 148V149H138ZM222 148V147H221ZM224 148V147H223ZM228 148V147H227ZM51 149V148H50ZM50 149H47L48 151ZM94 149V148H93ZM96 149V148H95ZM136 149V150H137ZM261 149V148H260ZM20 150V149H19ZM34 150V149H33ZM36 150V149H35ZM46 150V149H45ZM46 150V151H47ZM54 150V149H53ZM52 150V151H53ZM90 150V149H89ZM113 150V149H111ZM118 150V149H117ZM130 150V149H129ZM216 150V149H215ZM237 150V149H236ZM24 151V150H22ZM114 151V150H113ZM209 151V150H208ZM219 151V150H218ZM222 151V150H221ZM227 151V150H226ZM234 151V150H233ZM254 151V150H253ZM257 151V150H256ZM32 152V151H31ZM57 152V154H58ZM99 152V151H98ZM116 152V151H114ZM121 153V151H119ZM126 152V151H125ZM131 152V151H130ZM216 152V151H214ZM248 152V151H246ZM264 152V150H263ZM15 153H18V154H15ZM119 153V154H120ZM134 153V152H132ZM212 153V152H211ZM217 153V152H216ZM219 153H222L219 151ZM228 153V151H227ZM231 153V152H230ZM237 153V151H236ZM35 154V153H34ZM33 154V155H34ZM43 154V153H42ZM56 154V155H57ZM102 154V153H101ZM105 154V153H104ZM103 154V155H104ZM116 155L118 153H115ZM114 154V155H115ZM122 154H125V153H122ZM127 154V153H126ZM136 154V153H135ZM167 154V153H166ZM165 154V155H166ZM226 154V153H225ZM239 154V153H238ZM142 155V154H141ZM227 155V154H226ZM230 155V154H229ZM261 155V154H260ZM37 156V155H36ZM40 156V153L38 154V157ZM44 156V155H43ZM58 156V155H57ZM89 156V155H88ZM94 156V154H93ZM118 156V155H117ZM122 156V155H121ZM130 156V155H129ZM140 156V155H138ZM207 156H209L207 154ZM206 156V157H207ZM257 156V155H256ZM262 156V155H261ZM260 156V158H261ZM29 155H26L24 157V160L23 162H27L29 160ZM35 157V156H33ZM41 157V156H40ZM75 157V156H74ZM73 157V158H74ZM95 157V156H94ZM104 157V156H103ZM108 157V156H107ZM126 157V156H125ZM124 157V158H125ZM164 157V156H163ZM181 157V156H180ZM179 157V158H180ZM223 157V156H222ZM230 157V156H229ZM234 157V156H233ZM237 158V156H235ZM244 157V156H243ZM247 157V155L245 156ZM249 157V156H248ZM44 158V157H43ZM89 157H85V160L88 159ZM97 158V157H96ZM111 158V156H110ZM114 158V157H113ZM141 158V157H140ZM159 158V157H158ZM167 158V157H166ZM253 158V157H252ZM256 158V157H255ZM263 158V157H262ZM91 159V157H90ZM103 159V158H102ZM107 159V158H106ZM117 159V158H115ZM120 159H122V157H120ZM128 159V158H127ZM139 159V158H138ZM136 159V160H138ZM152 159V158H151ZM161 159V158H160ZM157 160V161H160ZM170 157L167 158V161H169ZM208 159L205 158L204 160ZM240 159V158H239ZM249 159V158H248ZM251 159V158H250ZM257 159V158H256ZM43 160V159H42ZM42 160H40V162H42ZM93 160V159H92ZM101 160V159H100ZM111 161H109V163L113 162L112 159H110ZM123 160V159H122ZM131 160V158H130ZM162 160L164 161V159L162 158ZM175 160V159H174ZM173 160V161H174ZM182 160V159H181ZM202 160V159H200ZM233 160V159H232ZM243 160V159H242ZM246 160V159H245ZM36 161V160H35ZM33 161V162H35ZM38 161V160H37ZM45 161V160H44ZM47 161V160H46ZM84 161V160H83ZM99 161V160H98ZM120 161L119 159H117L116 162ZM133 161V159H132ZM141 161V160H140ZM163 161H160V162H163ZM180 161V160H179ZM178 161V162H179ZM198 161V160H197ZM208 161V160H207ZM210 161V160H209ZM208 161V162H209ZM225 161V160H224ZM228 161V160H227ZM251 160H249L250 162ZM254 162H256L255 160H253ZM18 162H22V161H18ZM22 162V164L24 165V163ZM86 162H88L86 160ZM93 162V161H92ZM125 162V161H124ZM139 162V161H138ZM147 162V161H146ZM150 162V161H149ZM152 162V161H151ZM175 162V161H174ZM172 162V167L171 169L173 168V163ZM181 162V161H180ZM186 162V161H185ZM183 161V163H185ZM212 162V161H211ZM223 162V161H222ZM248 162V161H247ZM253 162V163H254ZM260 162V161H259ZM39 163V161H38ZM98 163V162H97ZM127 163H130L127 162ZM140 163V162H139ZM176 163V162H175ZM187 163V162H186ZM185 163V164H186ZM203 163V161H202ZM206 163V162H205ZM229 163V162H228ZM237 163V161H236ZM243 164V162H241ZM240 163V164H241ZM41 164V163H40ZM101 165H104L103 163H100ZM107 164V162H106ZM115 164V163H113ZM111 164V165H113ZM121 164V163H120ZM123 164V162H122ZM125 164V163H124ZM142 164V163H141ZM151 164V163H150ZM158 164V163H157ZM161 164V163H160ZM159 166H163L164 167H167L164 166L163 164ZM170 164V163H168ZM201 164V163H200ZM199 164V165H200ZM208 164V163H207ZM258 164V163H256ZM263 164V163H261ZM19 165V164H18ZM86 165V164H84ZM90 165V164H89ZM89 165H87V167H89ZM96 165V164H95ZM110 165V164H108ZM110 165V166H111ZM154 165V163H153ZM151 165V166H153ZM177 165H179L177 163ZM187 165V164H186ZM203 165V164H201ZM205 165V164H204ZM209 165V164H208ZM260 165V164H259ZM121 166V165H120ZM150 166V167H151ZM156 166V164H155ZM183 166H185L183 164ZM206 166V165H205ZM239 166V165H238ZM248 166V165H247ZM99 167V166H97ZM122 167V166H121ZM126 168V166H124ZM122 167V168H124ZM140 167L141 168V165L137 166V168ZM144 167V166H142ZM150 167H147L148 169ZM170 167V166H168ZM177 167H181L180 166H177ZM188 167V166H187ZM190 167V166H189ZM188 167V168H189ZM192 167V166H191ZM198 167V166H197ZM203 167V166H202ZM258 167V165L256 166ZM120 168V167H119ZM136 167H134L135 169ZM145 168V167H144ZM185 168V167H184ZM208 168V166H207ZM239 168V167H238ZM247 168V167H246ZM259 168H261V165L259 166ZM258 168V169H259ZM100 168H98L97 170H99ZM115 169V168H114ZM114 169H112L114 171ZM118 169V168H117ZM139 169V168H138ZM151 169V168H150ZM152 169H154L152 167ZM157 169V166L156 168ZM161 169V168H160ZM168 170V168H166ZM174 169H176V167L174 166ZM182 169V167H181ZM179 169V170H181ZM186 169V168H185ZM197 169V168H196ZM199 169V168H198ZM210 169V168H209ZM257 169V170H258ZM13 170V168H12ZM85 170V169H83ZM87 170V169H86ZM85 170V171H86ZM92 170V169H91ZM96 171V169H94ZM108 170V168H107ZM122 170V169H121ZM127 170V169H126ZM136 170V169H135ZM158 170V169H157ZM165 170V169H164ZM177 170V169H176ZM175 170V171H176ZM204 170V169H203ZM208 170V169H207ZM230 170V169H229ZM243 170V169H242ZM242 170L240 173H242ZM246 170V169H245ZM244 170V171H245ZM260 170H264V168L260 169ZM260 170H258L256 173L259 178V180L264 183V173L261 172ZM15 171V170H14ZM84 171V172H85ZM106 171V170H105ZM119 171V170H118ZM125 171V170H124ZM133 172V170H131ZM142 171V170H140ZM146 171V169H145ZM148 171V170H147ZM161 171V170H160ZM182 171V170H181ZM184 171V170H183ZM186 171V170H185ZM198 171V170H197ZM248 171V170H247ZM77 172V171H75ZM74 172V173H75ZM83 172V171H81ZM80 172V174H81ZM102 172V171H101ZM104 172V170H103ZM122 172V171H121ZM120 172V173H121ZM138 172V171H137ZM149 172H152V171H149ZM156 172V171H155ZM172 172V171H170ZM174 172V171H173ZM172 172V173H173ZM199 172V171H198ZM3 173V174H4ZM16 173V172H15ZM14 173V174H15ZM19 173V172H18ZM73 173V174H74ZM106 173V172H105ZM112 173V176L110 178L113 177V172L111 171ZM118 173V172H117ZM165 173V172H164ZM168 173V172H167ZM171 173V174H172ZM182 173V172H180ZM193 173H196L195 172H192ZM201 173V171H200ZM96 174V173H95ZM108 174V173H106ZM127 174V173H126ZM145 174V172H144ZM143 174V175H144ZM184 174V173H183ZM198 174V173H197ZM215 174V173H214ZM223 174V173H222ZM224 174H227L224 172ZM239 174V173H238ZM2 175V174H1ZM7 175V174H6ZM19 175V174H18ZM22 175V174H20ZM27 175V174H26ZM82 175V174H81ZM86 175V174H85ZM84 175V177H85ZM105 175V174H103ZM118 175V174H117ZM116 175V176H117ZM129 175H133V174H130ZM142 175V176H143ZM153 175V174H152ZM176 175V174H175ZM179 175V173H178ZM188 175V174H187ZM191 175V174H190ZM196 176V174H193ZM241 176V174H239ZM244 175V174H243ZM17 176V175H16ZM33 176V175H32ZM78 176V174H77ZM80 176V175H79ZM88 176V175H87ZM108 176V175H107ZM106 176V177H107ZM122 176V173L119 177ZM134 176V175H133ZM137 176V175H136ZM140 176V174H139ZM138 176V177H139ZM141 176V177H142ZM177 176V175H176ZM208 176V175H207ZM226 176V175H224ZM228 176V174H227ZM12 177V176H11ZM18 177V176H17ZM89 177V176H88ZM92 177V176H91ZM100 177V176H99ZM105 177V178H106ZM125 176H123L124 178ZM131 177V176H130ZM129 177V178H130ZM147 177V174L146 176ZM150 177V176H149ZM172 177L174 178V175H172ZM179 177L181 176H178V179ZM200 177V175H199ZM216 177V176H215ZM230 177V176H229ZM227 177V178H229ZM9 178V177H8ZM36 178V177H35ZM38 178V179H39ZM103 178V177H102ZM103 178V179H105ZM118 178V176H117ZM121 178V179H123ZM135 178V177H134ZM140 178V177H139ZM144 178V177H143ZM151 178V177H150ZM164 178V177H163ZM197 178V177H196ZM207 178V177H206ZM211 178V176H210ZM236 178V177H235ZM255 178V177H254ZM253 178V179H254ZM2 179V178H0ZM78 179V178H77ZM120 179V178H119ZM176 179V178H175ZM200 179V178H199ZM222 179V178H221ZM224 179V178H223ZM230 179V178H229ZM252 179V178H250ZM256 179V178H255ZM7 180V179H6ZM110 180V179H108ZM107 180V181H108ZM113 180V178H112ZM133 180V179H132ZM137 179H135L136 181ZM150 180V179H149ZM148 180V181H149ZM172 180V178H171ZM197 181H199L198 179H196ZM195 180L196 184H197V181ZM204 180V178H203ZM210 180V179H209ZM209 180H206L209 182ZM226 180V179H225ZM232 181L234 179H231ZM12 181V180H11ZM91 181V180H90ZM104 181V180H103ZM118 181V180H117ZM125 181V180H124ZM180 181H182L180 179ZM236 181V180H235ZM243 181V180H241ZM18 182V181H17ZM97 182V181H96ZM120 182V181H119ZM140 182V181H139ZM176 182V180L174 181ZM178 182V181H177ZM192 182V181H191ZM190 182V183H191ZM203 182V181H201ZM211 182V181H210ZM249 182V181H248ZM248 182H246L245 184H247ZM24 183V182H23ZM83 183V181H82ZM94 183V182H93ZM108 183V182H107ZM113 183V182H112ZM125 183V182H124ZM173 183V182H172ZM189 183V184H190ZM204 183V182H203ZM202 183V185H203ZM218 183V182H217ZM231 183V182H229ZM237 183V182H234V184ZM251 183V182H250ZM254 183V182H253ZM252 183V185H253ZM19 184H20V181H19ZM40 184H42L40 182ZM104 184V183H103ZM115 184V183H114ZM121 184V183H120ZM131 184V183H129ZM153 184V183H152ZM155 184V183H154ZM176 184V183H175ZM178 184V183H177ZM208 184V183H207ZM256 184V183H254ZM259 184V183H258ZM22 185V184H21ZM44 185V184H43ZM47 185V184H46ZM89 185V184H87ZM118 185V184H117ZM127 185V184H125ZM150 185V183H149ZM159 185V184H158ZM192 185V184H191ZM195 185V184H193ZM200 185V184H198ZM197 185V186H198ZM224 185V183L222 184V186ZM231 185V184H230ZM229 185V186H230ZM236 185V184H235ZM238 185V184H237ZM26 186H29V185H26ZM48 186V185H47ZM108 186V185H107ZM123 186V185H122ZM151 186V185H150ZM186 186V184H185ZM215 186V185H214ZM219 187V185H217ZM216 186V188H218ZM221 186V185H220ZM226 186V185H225ZM257 186V185H256ZM263 186V185H262ZM42 187V186H41ZM49 187V186H48ZM104 187V186H103ZM112 187V186H111ZM114 187V186H113ZM117 187V186H116ZM131 187V186H130ZM139 187V185H138ZM157 187V186H156ZM159 187V186H158ZM172 187V185H171ZM177 187V186H176ZM180 188L181 185L179 186ZM205 187V185H204ZM227 187V186H226ZM232 187V186H231ZM236 187V186H235ZM243 187V185H242ZM264 187V186H263ZM47 188V187H45ZM102 188V187H101ZM110 188V187H109ZM122 188V187H121ZM142 188V187H141ZM155 188V187H154ZM169 188V187H168ZM167 188V189H168ZM225 187H223L224 189ZM228 188V187H227ZM240 188V187H239ZM246 188V187H245ZM249 188V187H248ZM253 188V186L251 187ZM37 189V188H35ZM50 190V188H47ZM124 189V188H123ZM151 189V188H150ZM157 189V188H156ZM160 189V188H159ZM158 189V190H159ZM165 189V188H164ZM171 189V188H170ZM234 189V187H233ZM238 189V188H237ZM257 189V188H256ZM106 190V189H104ZM115 190V189H114ZM121 190V189H120ZM125 190V189H124ZM127 190V189H126ZM134 190V189H133ZM152 190V189H151ZM150 190V191H151ZM155 190V189H154ZM173 190H176V189H173ZM178 190V188H177ZM180 190V189H179ZM182 190V189H181ZM183 190H184V187H183ZM193 190V189H192ZM221 190V189H220ZM230 190V189H228ZM242 192H241V195H233V192L230 193L228 191H217V192H213L212 190V194L208 195L205 199H202L201 202H199V212H201L202 215L206 216V217H209V219L211 218L213 220V223L215 225V228L218 229L219 231L217 232H220L222 238L221 240H225L227 241L228 245L225 246L223 245V243H219L218 241H214L209 244V246H207V243H205L207 247H209V249H214L218 250L221 248V247H224L225 249H229L230 251H237V252H243L245 251L247 248H249L250 246L254 245V244H257L256 242L261 239L263 236H264V211L262 210L263 208L260 207V205L262 204H259L256 200V198H254L255 200L252 199V197H248L246 191H244L243 189H241ZM85 191V189H84ZM98 191V189H97ZM102 191V190H101ZM123 191V190H122ZM130 191V190H129ZM210 191V190H209ZM231 191V190H230ZM239 191V190H238ZM263 191V190H262ZM59 191H57L58 193ZM131 192V191H130ZM129 192V193H130ZM133 192H136V191H133ZM148 192V191H146ZM154 192V191H153ZM157 192V191H156ZM161 192V191H160ZM164 191H162L163 193ZM173 192V191H172ZM176 192V191H174ZM193 192H196L193 191ZM204 192V191H203ZM240 192V191H239ZM255 192V191H254ZM252 192V193H254ZM261 192V191H260ZM43 192L41 193H33V194H28L27 193V197L30 198V204L35 208V210L40 214V215H44L45 214H49V213H53L57 218L58 216H62V214L64 213H61V209L58 207V205L54 204L53 202L50 201V198H52L51 196H47L45 194H42ZM83 193V191H82ZM139 193V192H138ZM158 193V192H157ZM167 193V192H166ZM192 193V192H191ZM256 193V192H255ZM89 193H83V195H81V199H79V203L80 205H82L84 207V211L85 208H89L90 207V199H91V196L88 195ZM108 194V193H107ZM125 194H126V191H125ZM128 194V193H127ZM141 194V193H140ZM146 194V193H145ZM145 194H142V196ZM170 194V192L168 193ZM173 194V193H172ZM182 194V193H180ZM189 193H187L188 195ZM205 194V193H204ZM207 194V193H206ZM238 194V193H237ZM240 194V193H239ZM259 194V193H258ZM261 194V193H260ZM2 195V194H1ZM23 195V194H22ZM25 195V194H24ZM23 195V196H24ZM103 195V194H101ZM100 195V196H101ZM122 194H120L119 196H121ZM128 195H131V194H128ZM133 195V194H132ZM131 195V196H132ZM139 195V194H138ZM147 195V194H146ZM152 195V193H151ZM158 195H160L158 193ZM167 195V194H165ZM163 195V196H165ZM175 195V194H174ZM174 195H171V196H174ZM178 195V193H177ZM186 195V194H184ZM183 195V196H184ZM196 195V194H195ZM199 195L201 196V192L199 193ZM254 195V194H253ZM256 195V194H255ZM262 195V194H261ZM260 195V196H261ZM99 196V197H100ZM118 196V198H119ZM130 196V197H131ZM134 196V195H133ZM136 196V195H135ZM143 196V197H144ZM149 196V195H148ZM147 196V197H148ZM162 196V195H161ZM160 196V197H161ZM169 196V195H168ZM167 196V197H168ZM188 196H191V195H188ZM206 196V195H205ZM251 196V195H250ZM259 197V195H256ZM264 196V195H262ZM99 197H97L98 199H100ZM103 197V196H102ZM109 197V196H108ZM122 197V196H121ZM124 197V196H123ZM125 197H129V196H125ZM139 197V196H138ZM155 197V196H154ZM177 197V196H176ZM182 197V196H181ZM65 198V197H64ZM67 198V197H66ZM104 198V197H103ZM137 198V196H136ZM142 198V197H141ZM153 198V197H152ZM163 198V197H161ZM183 198V197H182ZM195 198V197H193ZM203 198V197H202ZM263 197H261L262 199ZM68 199V198H67ZM66 199V200H67ZM96 199V198H95ZM108 199V198H107ZM117 199V198H116ZM115 199V200H116ZM125 200V198H122ZM135 199V197L133 198ZM139 199V198H138ZM151 199V198H150ZM149 199V200H150ZM158 199V196L157 198ZM171 199V198H170ZM176 199V198H175ZM179 199V198H178ZM189 199V198H188ZM93 200V199H92ZM101 200V199H100ZM112 200V199H110ZM123 200V201H124ZM128 200V199H127ZM142 200V199H141ZM140 200V201H141ZM144 200V199H143ZM148 200V201H149ZM167 200V199H166ZM193 200H197V199H193ZM260 200V199H258ZM68 201V200H67ZM109 201V200H107ZM121 201V199L119 200V202ZM131 201V200H129ZM147 201V200H146ZM157 201V200H156ZM174 203V199L172 197V200ZM183 201V200H182ZM189 202L191 201L190 199L188 200ZM200 201V199H199ZM26 202V201H25ZM73 202V201H72ZM92 202V201H91ZM95 202V200H94ZM118 202V204H119ZM139 202V201H138ZM184 202V201H183ZM66 203V202H65ZM71 203V202H69ZM111 205L113 206L112 204V201L110 202ZM116 203V202H115ZM121 203V202H120ZM123 203V202H122ZM129 203V202H127ZM134 203V201H133ZM137 202H135L136 204ZM168 203V201H167ZM177 203V201H176ZM176 203L174 205H176ZM192 204V207L190 205V208H195L193 207V204H195L196 202H190ZM68 204V203H67ZM104 204H107L104 203ZM117 204V203H116ZM132 203H130V206H131ZM140 204V203H139ZM138 204V205H139ZM154 204V202H153ZM165 204V203H164ZM170 204V203H169ZM197 204V203H196ZM69 205V204H68ZM67 205V206H68ZM71 205V204H70ZM73 205V203H72ZM108 205H109V202H108ZM110 205V206H111ZM120 205V204H119ZM118 205V206H119ZM123 205V204H122ZM133 205V204H132ZM137 205V204H136ZM178 205V204H177ZM176 205V206H177ZM198 205V204H197ZM117 206V205H116ZM125 206V204H124ZM134 206V205H133ZM142 207L144 206L143 204L141 205ZM140 206V207H141ZM146 206V205H145ZM152 206V205H150ZM159 206V204H158ZM167 206V205H166ZM169 206V205H168ZM179 206H180V203H179ZM178 206V207H179ZM184 206V204H183ZM182 206V207H183ZM187 206V205H186ZM185 206V207H186ZM69 207V206H68ZM72 207V206H70ZM109 207V206H108ZM107 207V208H108ZM126 207H127V204H126ZM163 207V205H162ZM160 207V209L162 208ZM172 207V206H170ZM175 207V206H174ZM181 207V206H180ZM76 208V206H75ZM80 208V207H79ZM82 208V207H81ZM80 208V209H81ZM111 208V207H110ZM129 208V206H128ZM132 208V207H131ZM130 208V209H131ZM136 207H133L132 209H134ZM151 208V207H150ZM153 208V207H152ZM159 208V207H158ZM188 208V207H187ZM262 208V209H261ZM78 209V208H77ZM76 209V210H77ZM91 209V208H90ZM93 209V208H92ZM95 209V208H94ZM96 209H97V206H96ZM113 209V208H112ZM169 209H172V208H169ZM174 209V208H173ZM177 209V208H176ZM174 209V210H176ZM182 209V208H181ZM185 209V208H184ZM10 210V209H9ZM20 210V209H19ZM61 210V211H60ZM70 210V209H69ZM73 210V208H72ZM82 210V209H81ZM120 210V209H119ZM122 210V209H121ZM123 210H126V209H123ZM146 209H144V212H145ZM162 210V209H161ZM160 210V211H161ZM167 210V209H166ZM178 210V209H177ZM66 211V210H65ZM74 211V210H73ZM79 211V210H77ZM93 211V210H92ZM95 211V210H94ZM112 211V210H111ZM127 211V210H126ZM138 211V210H137ZM140 211V210H139ZM138 211V212H139ZM67 212V211H66ZM71 212V211H69ZM83 212V211H82ZM134 212V211H132ZM155 212V211H154ZM153 212V213H154ZM170 212V211H169ZM188 212V211H187ZM195 212V211H193ZM10 213V212H9ZM68 213V212H67ZM72 213V212H71ZM74 213V212H73ZM93 213V212H92ZM91 213V214H92ZM115 213V212H114ZM120 213V212H119ZM148 213V212H147ZM159 213V212H157ZM162 213V212H161ZM181 213V211H180ZM192 213V212H191ZM197 213V212H195ZM195 213L191 214V215H195ZM30 214V213H29ZM65 214V213H64ZM94 214V213H93ZM116 214V213H115ZM133 214V213H131ZM137 214V213H136ZM139 214V213H138ZM150 214V213H149ZM165 214V213H164ZM170 214V213H169ZM186 214V213H185ZM51 215V214H49ZM67 215V214H66ZM73 215V214H71ZM107 214H104V216H106ZM130 214H128L129 216ZM146 215V214H145ZM159 215V214H158ZM189 215V213H188ZM200 215V213H199ZM10 216V214H9ZM28 216V215H27ZM53 216V215H52ZM69 216V215H67ZM83 216V215H82ZM95 216V214H94ZM115 216V215H114ZM117 216V215H116ZM124 216H125V213H124ZM134 216V215H133ZM131 216V217H133ZM139 216V215H138ZM163 216V215H162ZM181 216H183L181 214ZM201 216V215H200ZM203 216V217H204ZM46 217V216H45ZM75 217V215H74ZM102 217V216H101ZM143 217V216H142ZM146 217V216H145ZM148 217V215H147ZM173 217V216H172ZM186 217V215H185ZM191 217V216H190ZM9 218V217H8ZM30 218V217H29ZM48 218V217H46ZM50 218V217H49ZM103 218V217H102ZM165 218V216H163V219ZM168 218H171V217H168ZM176 218V217H175ZM174 218V219H175ZM180 218V217H179ZM192 218V217H191ZM199 218V217H198ZM59 219V218H58ZM63 219V218H61ZM65 219V218H64ZM135 219V218H134ZM144 219V218H143ZM149 219V218H147ZM146 219V221H147ZM153 219H155V217H153ZM162 219V218H161ZM190 219V218H189ZM187 219V220H189ZM192 219H195L196 218H192ZM191 219V220H192ZM206 220V218H204ZM209 219L207 221H209ZM6 220V219H5ZM9 220V219H8ZM19 220V219H18ZM45 220V219H44ZM48 220V219H47ZM66 220V219H65ZM69 220H72V219H68L66 221V223L69 221ZM109 220V219H107ZM141 220V219H139ZM152 220V219H151ZM157 220V219H156ZM17 221V220H16ZM26 221V220H25ZM33 221V219L31 220ZM60 221V220H59ZM74 223L72 222L71 225L73 226V228H78V231L79 229L83 230L84 232H87V234L93 236L94 238H97V240L99 239L100 241H102L104 244L102 247H104V254L100 256V253L98 254L99 256H97L95 253V255L97 256V258L101 257L100 261L98 262V264H113L114 260H115V251L118 247H130L132 248L131 250L133 249H136V250H139L140 252H143V253H146L148 254L149 256H153L155 257L154 259H160L164 262H169L171 259H169V257H167L166 253L164 250H162L161 248H158L157 245H155V242H154V245L152 244H146V243H143L141 242L140 239H133L132 237L128 236L125 232H124V228L119 226V227H116V225L114 223H112L111 221L108 222V221H103V220H95V219H89V218H86V217H77L75 218V220H73ZM114 221V220H113ZM122 221V220H121ZM164 221V220H163ZM171 221V220H170ZM206 221V222H207ZM7 222V221H6ZM42 222V221H41ZM47 222V221H46ZM54 222V221H53ZM130 222V221H129ZM169 222V221H168ZM167 222V223H168ZM177 222V221H176ZM182 222V220H181ZM185 222V221H184ZM192 223L190 220L188 221V223ZM197 224L198 222L195 221ZM210 222V221H209ZM15 223V222H14ZM13 223V224H14ZM25 223V222H24ZM148 223V221H147ZM165 223V222H164ZM172 223V222H171ZM183 223V222H182ZM188 223H186L188 225ZM203 223V222H202ZM2 224V223H1ZM12 224V226H13ZM29 224V223H28ZM31 224V222H30ZM69 224V223H67ZM144 224L145 223V220H144ZM143 224V226H144ZM155 224V222H154ZM174 224V222L172 223ZM176 224V223H175ZM174 224V225H175ZM179 224V222H178ZM212 225V223H210ZM210 224H207V225H210ZM3 225V224H2ZM4 225H6V223H4ZM18 225V224H17ZM37 225V224H36ZM44 225V223H43ZM50 225V224H49ZM150 225V224H149ZM185 225V223L183 224V226ZM185 225V226H187ZM195 225V224H193ZM8 226V225H7ZM38 226V225H37ZM52 226V225H51ZM171 226V224L169 225ZM179 226V225H177ZM192 226V225H190ZM205 225H202L201 224V227ZM25 227V226H23ZM43 227V226H41ZM142 226H140L139 228H141ZM145 227V226H144ZM160 227V225L158 226V228ZM173 227V226H172ZM175 227V226H174ZM199 227V225H198ZM207 227V226H206ZM212 227H214L212 225ZM19 228V227H17ZM29 228V227H28ZM40 228V226H39ZM65 228V224H64V230H66ZM134 228V227H133ZM138 228V229H139ZM165 228V227H163ZM170 228V227H169ZM181 228H183L181 226ZM189 228V227H187ZM193 229V227H191ZM210 228V227H209ZM6 229V228H5ZM11 229V228H10ZM23 229V228H22ZM27 229V228H26ZM68 229H69V226H68ZM68 229L66 230V234H67V231ZM71 229V228H70ZM129 229V228H128ZM135 229V228H134ZM141 229H144V228H141ZM149 229V228H148ZM160 229V228H159ZM172 229V228H170ZM178 228L176 227V230ZM202 229H204L202 227ZM2 230V229H1ZM19 230V229H18ZM45 230H47L45 228ZM81 230L79 233H81ZM140 230V229H139ZM162 230V228H161ZM160 230V231H161ZM167 228L165 229V232H166ZM180 231V229H178ZM177 230V231H178ZM196 230V229H195ZM206 230V229H205ZM20 231V230H19ZM60 231V229H59ZM126 231V230H125ZM130 231V229H129ZM152 231V230H151ZM163 231V230H162ZM34 232V231H33ZM43 232V231H42ZM69 232V231H68ZM77 232V231H76ZM132 232V230H131ZM130 232V233H131ZM135 232V230H134ZM134 232H133V235H134ZM172 232V231H171ZM176 232V231H174ZM189 231L185 229V231H183V235H184V240H183V243H187V245H191L193 242V245L197 246L198 247V242L195 241V239L191 238L193 237L191 232V236L189 235L188 233ZM195 232V231H193ZM208 232V231H207ZM12 233V232H11ZM37 233V232H36ZM141 233V232H140ZM146 233H149V232H146ZM145 233V234H146ZM168 233V232H167ZM196 233V232H195ZM211 233V232H210ZM9 234V233H8ZM18 234V233H17ZM22 234V233H21ZM65 234V231L64 233ZM70 234V233H69ZM136 234V233H135ZM158 235H161V233H157ZM178 234V232H177ZM5 235V233H4ZM71 235V234H70ZM75 235V234H74ZM85 237H86V233L84 234ZM131 235V234H129ZM174 235V234H173ZM207 235V233H206ZM217 235V234H215ZM35 236V235H33ZM38 236V235H37ZM35 236V238L37 237ZM68 236V235H67ZM135 236V235H134ZM140 236V235H138ZM165 236V235H164ZM171 236V235H170ZM182 236V234H181ZM197 236V235H196ZM203 236V235H202ZM209 238H210V235H208ZM212 236V235H211ZM5 237V236H4ZM80 237V236H79ZM154 237V235H153ZM172 237V236H171ZM1 238V237H0ZM10 238V237H9ZM13 238V234H12V237ZM20 238V237H19ZM27 238V237H26ZM64 238V237H63ZM68 238V237H67ZM66 238V240H67ZM84 238V237H83ZM146 238V237H145ZM160 238V237H159ZM167 238V237H166ZM170 238V237H169ZM178 238V237H177ZM176 238V239H177ZM198 238V236H197ZM204 238V236H203ZM208 237H206L207 239ZM2 239V238H1ZM5 239V238H4ZM3 239V240H4ZM15 239V238H14ZM163 240V238H161ZM171 239V238H170ZM183 239V237L181 238V240ZM202 239V238H201ZM200 239V240H201ZM205 239V240H206ZM216 239V238H215ZM10 240V239H8ZM13 240V239H12ZM36 240V239H35ZM38 240V238H37ZM36 240V242H37ZM65 238H64V241H66ZM75 240V239H74ZM73 240V241H74ZM88 240V239H87ZM174 240V238H173ZM7 239L5 240V243H6ZM41 241V240H40ZM63 241V242H64ZM153 241V240H152ZM176 241V240H174ZM173 241V242H174ZM198 241V240H197ZM204 241V239L202 240V242ZM212 241V240H211ZM4 242V241H3ZM2 242V243H3ZM11 242V241H10ZM16 242V241H15ZM20 242V241H19ZM25 242V240H24ZM70 242V241H69ZM78 243L80 241H77ZM76 242V243H77ZM83 242V241H82ZM87 242V241H86ZM91 242V241H90ZM93 242V241H92ZM149 242V239L148 241ZM164 243V240L161 241ZM177 242V241H176ZM208 242V239L207 241ZM18 243V242H17ZM75 243V241H74ZM73 243V244H74ZM74 244V245H77V244ZM84 243V242H83ZM98 243V242H97ZM168 243V242H167ZM178 243V242H177ZM180 243V241H179ZM8 244V242H7ZM11 244V243H10ZM14 244V242H13ZM38 244V243H37ZM80 244V243H79ZM78 244V245H79ZM86 245V243H84ZM92 244V243H91ZM94 244V243H93ZM158 244V242H157ZM160 244V243H159ZM165 244V243H164ZM203 244L202 246H204V243H201ZM225 244V243H224ZM16 245V244H14ZM65 245V244H64ZM69 245V244H68ZM95 245V244H94ZM93 245V246H94ZM161 245V244H160ZM185 245V244H184ZM3 246V244H2ZM5 246V245H4ZM23 246V244H22ZM27 246V245H26ZM32 246V245H31ZM30 246V247H31ZM34 246V245H33ZM40 246V244H39ZM163 246V245H162ZM167 246V245H166ZM170 246V245H169ZM172 246V245H171ZM170 246V247H171ZM200 246V247H202ZM19 247V245L17 246ZM25 247V246H24ZM35 247V246H34ZM62 247H63V244H62ZM61 247V249L63 250V248ZM66 247V245H65ZM75 247V246H74ZM160 247V246H159ZM165 246H163L164 248ZM169 247V248H170ZM175 248V246H173ZM178 247H181L180 245ZM186 247V246H185ZM184 247V248H185ZM200 251L202 253V248H200ZM205 247V248H207ZM5 248V247H4ZM14 248V247H13ZM23 248V247H22ZM36 248V247H35ZM38 248V247H37ZM80 250H81V247H78ZM85 248L83 247L82 245V249ZM89 248V246H88ZM101 248V247H99ZM166 248V247H165ZM172 248V247H171ZM187 248V247H186ZM9 249H12V248H9ZM21 250V248H18ZM24 249V248H23ZM49 249V248H48ZM90 249V248H89ZM125 249V248H124ZM129 250V248H127ZM176 249V248H175ZM183 249V247H182ZM224 249V250H225ZM259 249V248H258ZM70 250V249H69ZM68 250V251H69ZM77 250V249H76ZM228 251H223V250H219V251H222V252H229ZM251 250H254V249H251ZM3 251V249L1 250V252ZM8 251V250H7ZM39 251V250H38ZM60 251V250H59ZM72 251V250H71ZM75 251V249H74ZM84 250L81 251V257L83 255V252ZM86 251V250H85ZM88 251V249H87ZM94 251V250H93ZM119 251V250H118ZM170 251V250H169ZM250 251V250H249ZM13 252L14 249H13ZM18 252V251H16ZM22 252L19 251V253ZM24 252V251H23ZM31 253V251H29ZM44 252V251H43ZM77 252V251H76ZM74 252V253H76ZM99 252V251H98ZM102 252V251H101ZM122 254H123V251H121ZM120 251L117 252V255L118 253H121ZM127 251L125 250L124 253H126ZM135 252V251H134ZM187 252V251H186ZM204 252V251H203ZM207 252V251H206ZM246 252H248L246 250ZM259 252V251H258ZM38 253V252H37ZM64 253V252H63ZM73 253V252H72ZM78 253V252H77ZM90 253V252H89ZM88 253V254H89ZM103 253V252H102ZM127 253H131V252H127ZM172 253V251H171ZM170 253V254H171ZM184 253V252H183ZM189 253V252H187ZM209 253V252H208ZM12 254V253H11ZM61 254V253H60ZM69 254V253H68ZM85 254V253H84ZM136 254V253H135ZM205 254V253H203ZM212 254V253H210ZM215 254V252H214ZM214 254L212 256H214ZM258 254V253H257ZM256 254V255H257ZM262 254V253H261ZM6 255V254H5ZM26 255V254H25ZM28 255V254H27ZM35 256V254H30V256ZM64 256V254H62ZM67 255V254H65ZM75 255H80L79 254H75ZM74 255V257H75ZM127 255V254H126ZM140 255V254H138ZM142 255V254H141ZM147 255V257H148ZM177 255V254H176ZM181 255V253H180ZM183 255V254H182ZM186 255V254H185ZM207 255V254H206ZM216 255V254H215ZM244 255V254H243ZM253 255H255L253 253ZM263 255V254H262ZM14 256V255H12ZM10 256V257H12ZM30 256H29V260H30ZM72 256V254H71ZM93 256V255H92ZM195 256V255H193ZM227 257H229L228 255H225ZM232 256V254H231ZM234 256V255H233ZM21 257V256H20ZM38 257V256H37ZM86 257V256H85ZM127 257V256H126ZM137 257V255H136ZM153 257L151 259H153ZM171 257V256H170ZM177 257V256H176ZM179 257V256H178ZM181 257V256H180ZM179 257V259H180ZM209 257V256H208ZM218 257H220L218 255ZM217 257V258H218ZM223 257V256H222ZM254 257V256H253ZM259 257V256H258ZM258 257L256 259H258ZM9 258V257H8ZM19 258V257H18ZM26 258V257H25ZM24 258V259H25ZM34 257H32L31 259H33ZM64 258V257H63ZM71 258V257H70ZM78 258V257H77ZM93 258H95L93 256ZM135 258V257H134ZM139 258V257H138ZM144 258V257H143ZM149 258V257H148ZM186 257H184L185 259ZM191 258V257H190ZM200 258V257H199ZM211 258V257H210ZM224 258V257H223ZM233 257H231L232 259ZM236 258V257H235ZM4 259V258H2ZM7 259V258H6ZM75 259V258H74ZM79 259V258H78ZM77 259V260H78ZM84 259V257L82 258ZM118 259V258H117ZM123 259V258H122ZM147 259V258H145ZM150 259V258H149ZM150 259V260H151ZM178 259V258H177ZM197 259V258H196ZM195 259V261H196ZM230 259V258H229ZM255 259V258H254ZM255 259V260H256ZM1 260V259H0ZM39 260V259H38ZM66 260V259H65ZM85 260V259H84ZM176 260V259H175ZM173 260V261H175ZM181 260V259H180ZM190 260V259H189ZM192 260V259H191ZM202 260V259H201ZM214 260V259H213ZM236 260V259H235ZM244 260V259H243ZM253 260V261H255ZM8 261V260H7ZM24 261V260H23ZM28 261V259H27ZM33 260H31L30 262L32 263ZM86 261V260H85ZM96 261V260H95ZM133 261V259L131 260ZM129 261V263L131 262ZM138 261V260H137ZM141 261V260H140ZM139 261V262H140ZM186 261V260H184ZM183 261V262H184ZM211 261V260H210ZM217 261V260H216ZM227 261V260H226ZM240 261V260H239ZM245 261V260H244ZM247 261V260H246ZM21 262V261H20ZM19 262V263H20ZM75 262V261H74ZM79 262V261H78ZM87 262V261H86ZM118 262H119V259H118ZM126 262V261H124ZM146 262V261H145ZM149 262V260H148ZM161 262V261H160ZM188 262V261H186ZM190 262V261H189ZM200 262V260H199ZM203 262V260H202ZM201 262V263H202ZM209 262V260H208ZM213 261H211L212 263ZM221 262V261H220ZM256 262V261H255ZM16 263V261H15ZM14 263V264H15ZM24 263V262H23ZM34 263V262H33ZM82 263H85V262H82ZM94 262L91 261V264H93ZM121 263V262H119ZM117 263V264H119ZM195 263V262H193ZM205 263V262H204ZM210 263V262H209ZM4 264V263H3ZM18 264V263H17ZM25 264V263H24ZM57 264H58V260H57ZM74 264V263H73ZM76 264H77V261H76ZM89 264V263H88ZM94 264H97V261L94 263ZM136 264V263H135ZM146 264V263H144ZM159 264V263H157ZM172 264V263H171ZM199 264V263H198ZM227 264V263H226ZM239 264V263H238ZM250 264V263H249ZM253 264V263H251Z\"/></svg>", "mask_w": 264, "mask_h": 264}]
</instances>
